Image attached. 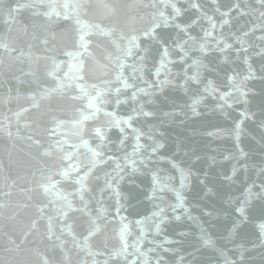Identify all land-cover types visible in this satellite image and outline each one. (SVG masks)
I'll use <instances>...</instances> for the list:
<instances>
[{
    "label": "water",
    "instance_id": "95a60500",
    "mask_svg": "<svg viewBox=\"0 0 264 264\" xmlns=\"http://www.w3.org/2000/svg\"><path fill=\"white\" fill-rule=\"evenodd\" d=\"M148 0H88L86 15L82 19L89 23H99L105 27H113L117 30H124L126 33L135 29L137 32L149 24L147 17L141 19L145 13L151 9L141 5ZM191 2V0H190ZM201 5V10L208 15L214 16L219 23L222 19L219 13L215 12L217 6L222 11L232 8L239 3L240 8L249 15H240L239 10H233L231 25H225L223 34L227 42L233 43L234 48L226 53L211 51L203 56L204 62L210 70H204V78L213 79L221 91H228V76L238 73L240 76L246 74V65L243 63L245 55L251 57V63L256 70L257 76L262 73L264 67V57L256 55L260 47H264V41L256 39L264 35V31L259 28L254 33L246 37L248 45H251L248 53L241 52L237 57L236 45L232 33L241 34L248 31L250 26L256 22V14L260 11L257 0H196ZM16 0H3L5 8L14 6ZM185 9L184 15L179 19L180 23L190 22L195 19L198 13L194 9H188V4L181 0L179 5ZM46 8H40L43 12ZM169 14L171 10L169 9ZM207 28V22L201 20L199 25L189 31L198 39L202 36L201 28ZM160 34L172 48L174 41L179 36L183 40L184 34L177 33L175 29H162ZM214 35H220L217 31ZM79 31L74 20H64L63 18H53L51 21L44 16H35L31 9H25L18 14L15 25H6L0 18V43H6L13 52L0 48V127L5 128L0 132V204L5 207L0 208V260L11 259L10 254L4 251L11 247L7 237L15 240L17 244L24 241L27 235V242L21 245L20 259L24 264H43V257L52 264H63L64 253L58 248L54 249L55 241L49 240L46 236L47 226L41 220L39 207L46 204L47 200L38 188L39 177L42 171L52 168L59 163L53 156H44V148L37 147L35 140H39L42 145L49 142V130L52 129L56 119L70 121L74 117L76 109L82 106V101L71 100L68 96H52L47 100H40L37 97L36 103L39 107L33 106L31 96L38 91L37 84L51 86V79L44 73L51 67V59L44 57H55L60 61H68L64 53L67 51H83L79 47ZM90 41L88 51L91 57L85 56L84 71L85 83H97L104 79L103 69L100 66L107 63L104 60L108 52H114L109 41L97 35L86 36ZM48 43L45 44L44 41ZM215 41L212 40L211 44ZM24 55L21 56L20 53ZM31 54V55H29ZM227 55L229 62H223V56ZM173 58H178V50L172 52ZM199 52L193 51L185 63H191L192 58L200 57ZM95 58V59H93ZM154 63H158V54L153 47L149 60V68ZM184 64L176 63L172 65L173 72H183ZM66 70V65L62 69ZM191 75L195 69H189ZM146 78L154 80L150 73H145ZM181 81L182 75L172 77ZM139 83V82H138ZM143 86V85H141ZM247 87L252 89L249 94L247 105L251 113H255L253 119L245 121L244 133L241 136L240 146L247 153L243 159H235L238 150L234 139V121L239 119V110L245 106L236 104L233 108H225L221 112L216 108L217 100L208 98L199 107V116L191 113L188 105L191 97L197 94V88L189 84V92L185 94L178 87H167L163 93L157 92L154 97L141 96L140 101L144 103L147 111L154 113L152 117H141L134 124L148 131L151 125L157 132H163L164 136L157 135V139L165 144L159 155L167 156L175 161L180 168L189 171V187L183 191L185 204L190 209L191 215L197 219H189L183 209H177L176 215L181 216V220L173 218L171 205L176 203L175 195L171 192L157 193L163 195L164 200H149L146 198V189L150 187V176L126 177L121 184L120 190L126 196L122 200L125 208L121 215L127 217L126 223H130L131 235L128 237L131 243L139 235V226L135 223L145 216H150L154 210V204H159L165 208L168 223H165L163 232L154 235L149 231L144 247H154L148 243L155 239L162 242L164 237H168L175 243L166 244L165 247L172 248V252H163L168 264H181L180 257H184L183 264H188L192 260L190 253H195L196 264H223L224 258L219 250H223L227 256L236 261V264H264V247L261 246V234L258 228L260 223H264V201L254 199L247 208V222L243 223L233 234L231 229L233 223L240 219L236 211L240 200L243 198L245 188L249 183L255 182L257 187L254 192H259V184L264 183V175L257 177L258 170L264 168V130L260 127V121L264 119V81L255 79L247 82ZM75 94V93H70ZM126 95H130L126 93ZM151 99L152 103L148 100ZM138 107L129 101L127 105H121L118 115H127L132 107ZM108 111H113V105L106 106ZM27 109V111H24ZM183 112V115H167L169 113ZM16 113H20L17 118ZM226 113V114H225ZM107 118L101 113L95 121L85 122L81 128V136L90 138L92 128L106 125ZM28 125V127H25ZM13 133L11 137L7 135V130ZM67 131H71V126H66ZM19 132V135L16 133ZM215 133V135H209ZM109 136L113 141L119 138V133L113 129ZM57 138H60L57 136ZM70 142L78 140L77 137L68 136ZM95 146V140L92 141ZM129 143H131L129 141ZM115 150V145H113ZM70 150V149H67ZM130 150V149H129ZM83 152V150H81ZM233 159L225 160V156ZM240 167L235 183H230L224 177L231 174L233 165ZM248 165L247 180L242 165ZM158 167L161 177L169 175L173 177L171 183L173 187H179L180 176L177 169L173 168L167 160L160 161ZM99 171V169H98ZM207 174V178H205ZM204 180L202 184L200 181ZM102 181L89 180L90 187H95ZM67 190H72L74 185L66 184ZM212 191L208 192L207 189ZM10 193V195H5ZM233 198L231 201L229 198ZM79 207V201H74ZM94 206V205H93ZM109 212H112V203L106 204ZM205 212L211 215H205ZM36 222L35 225L33 222ZM68 223L73 225V231L79 237L86 234V217L79 212H70ZM150 229L152 225H147ZM121 224L119 217L110 216L107 221H102L101 231L92 239L91 245L94 252L103 253L89 260L95 259L99 264L109 258L113 248L120 245L119 230ZM202 229L205 238L211 241V245L205 246L201 238ZM63 239L68 241L67 253L73 259V264L77 259V252L72 247L71 237L66 234ZM55 232L61 234V223H55ZM185 233V235H180ZM244 249L243 260L240 259V248ZM154 255V254H150ZM109 264H116L109 260Z\"/></svg>",
    "mask_w": 264,
    "mask_h": 264
},
{
    "label": "snow or ice",
    "instance_id": "6c2138e0",
    "mask_svg": "<svg viewBox=\"0 0 264 264\" xmlns=\"http://www.w3.org/2000/svg\"><path fill=\"white\" fill-rule=\"evenodd\" d=\"M183 2L188 4V9H194L198 13V16L191 19L190 22H179L186 11L179 6L181 0H148L141 6L151 9V11L141 16V19L147 17L150 21L149 24L138 32L132 29L126 33L124 30L105 27L99 23H89L82 19V16L86 15L88 0H16L14 6L7 8L3 6V0H0V18L6 25H15L18 14L25 9H31L33 15L47 17L49 21L54 17L74 20L79 31V47L83 51L65 52L64 54L69 57L68 61H60L55 57H44V59H51L52 61L51 67L44 73L46 77L51 79L52 83L51 86L37 84L38 91L31 96L34 107H39L36 103L37 97L40 100H47L52 96H68L71 100L83 102L82 106L75 110L72 120L56 119L54 121L55 126L49 130L47 145H42L39 140L34 141L37 147L44 148V156L55 154L59 160L57 165L41 172L38 188L42 191L47 203L38 207L41 220L47 226V238L56 242L53 250L58 248L64 253L63 264H73L72 257L67 253L68 241L63 239L65 229L67 230L66 234L71 237L72 247L77 252L75 264H99L95 259L89 260V257L103 254L92 250L91 239L101 231L102 221H107L113 215L119 217L121 224L119 230L120 245L112 249L104 264H109V260L115 261L116 264H168L162 253L172 252L173 249L165 247V245L175 243V241L168 237H164L162 242L152 239L148 243L154 247L147 249L144 247L149 231H153L154 235H160L163 232L162 226L169 222L168 217L164 215L166 210L161 205L154 204V210L150 216L135 221L139 226V235L131 243L128 240L131 235L130 223H126L127 217L121 215L125 208L122 200L127 198L120 190L126 177L150 176V187L146 189L147 199L152 201L164 200L165 197L163 195L158 196L157 193L171 192L176 199V203L171 205L173 218L176 221L181 220V216L175 213L177 209H183L189 219H197L191 215L183 195V191L189 187V171L180 168L171 158L159 155L165 144L162 140L157 139V135L163 137L164 133L157 132L151 125L148 126V131H145L142 127L134 124L141 117L149 118L154 115L153 112L145 110L144 103L140 101L141 96L154 97L157 92L163 93L167 87H178L187 94L191 83L197 88V94L190 98L191 103L188 105L194 116L200 115L199 107L208 98L218 101L216 108L221 112H224L225 108H233L238 103L243 104L245 107L239 110V119L234 121V139L238 150V156L235 159L239 160L247 156V153L240 146V140L245 131V121L253 119L255 115L247 107L249 104L248 96L252 93V89L247 87V82L255 79L264 81V74L257 76L251 63V57L245 55L243 63L246 65V74L240 76L238 73H233L228 76L229 90L221 91L213 79L204 78L203 71L210 69L202 57L213 50L226 53L233 49L234 44L227 42L223 28L225 25H231L229 17L233 10H239L240 15H249L250 13L244 12L239 3L225 11L217 6L215 12L219 13L222 18L218 23L214 16L201 10V5L196 0H191V2L190 0H183ZM212 3L215 5L216 0H212ZM257 3L260 11L256 14V22L250 26L248 31L241 34H231L235 44L239 45L235 49L237 57L241 52L248 53L251 47L247 44L246 37L254 33L257 28L264 31V0H257ZM40 8H46V10L41 12L39 11ZM169 9L171 14H169ZM201 20L206 21L208 27L200 29L202 36L198 39L189 30L199 25ZM162 29H175L178 34L183 33L185 38L181 40L177 36L173 47L170 48L160 34ZM217 31L220 32V35H214ZM91 35L106 38L114 52H108L104 57L107 63L100 65L103 69L104 79L89 84L83 82L85 77L82 73L85 67L83 57L85 54L89 57L92 56L88 51L91 42L85 39L86 36ZM256 39L264 41V35H260ZM212 40L215 41L214 44H211ZM44 43L47 44L48 41L45 40ZM153 47L156 48L158 54V63H154L149 68ZM0 48L9 52L15 51V49H10L6 43H0ZM176 50H178L179 56L173 58L172 52ZM193 51L199 52L201 56L192 58L191 63H185ZM20 55L23 56L24 53L21 52ZM256 55L264 57V47H260ZM223 62H229L227 55L223 56ZM176 63L185 65L182 73L173 72L171 66ZM65 65L66 70L62 71ZM189 69H195V71L190 75ZM146 72L153 75L155 79H147ZM262 73H264V67H262ZM181 75L182 79L177 84V81L172 77ZM129 92L130 95H126ZM70 93L75 94L69 95ZM129 101L139 106L132 107L127 115H118L120 106L127 105ZM148 102L152 103V100L149 99ZM109 104L113 105V111L107 110L106 106ZM101 113L107 118L106 125L93 127L90 138H83L80 130L85 122L95 121ZM183 114V112H173L167 115ZM16 115L19 118L20 113H16ZM68 125L71 126L70 132L66 130ZM260 127L264 130V119L260 121ZM113 129L119 133V138L115 141L109 136ZM4 131L5 128L0 127V132ZM16 134L19 135V132ZM7 135L9 137L13 135L10 126ZM69 135L77 137L78 140L70 142ZM209 135H215V133H209ZM93 140H95V146H93ZM113 145H115V150ZM228 159H233V157L226 155L225 160ZM164 160H167L179 172L180 183L178 188L172 186L173 177L169 175L161 177V170L158 167H153V165H158L160 161ZM241 167L245 173L244 179L246 181L248 165L244 164ZM239 171L240 167L234 164L231 174L225 176L224 179L230 183H235ZM261 175H264V168L258 170L257 177L259 178ZM91 178L97 182L102 181V185L97 183L95 187H90L89 180ZM205 178H207V174H205ZM200 182L203 184L204 180ZM69 183L74 185L70 191L64 187ZM255 187L257 185L252 182L244 190L243 198L236 208L240 219L233 223L231 229L233 234L243 223L247 222L246 210L252 201L254 199L264 201V183L259 184V192L253 191ZM207 191L211 192L212 189L208 188ZM5 195H10V193ZM232 199L229 198L230 201ZM76 200L79 201V207L74 202ZM109 201L112 203V212H109L108 207H106ZM3 207L5 205L0 204V208ZM261 211H264V206H262ZM70 212H79L86 217V234L82 238L75 234L73 225L68 223ZM205 215H211V213L205 212ZM57 221L61 223L60 235L55 232ZM35 223L34 221L33 224L35 225ZM147 225L153 227L150 229ZM258 228L261 234V246L264 247V223H260ZM5 235L11 247L5 248L4 251L10 254L11 259L0 260V264H24L20 259L21 245L27 242L28 234L25 235L21 244H17L15 240L7 237V234ZM180 235H185V233H180ZM201 238L205 246L211 245V241L205 238L203 229ZM219 251L224 258L223 264H236V261L230 259L223 250ZM243 252L244 249L241 246V260H243ZM190 255L192 260L188 264H196L195 253H190ZM183 261L184 257L181 256V264ZM43 264H52V262L47 256H44Z\"/></svg>",
    "mask_w": 264,
    "mask_h": 264
}]
</instances>
